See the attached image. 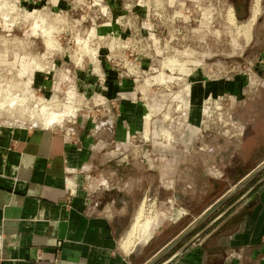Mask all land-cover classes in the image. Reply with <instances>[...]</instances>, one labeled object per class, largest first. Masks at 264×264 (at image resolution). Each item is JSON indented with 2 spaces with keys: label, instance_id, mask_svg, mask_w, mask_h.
<instances>
[{
  "label": "rangeland",
  "instance_id": "374dc122",
  "mask_svg": "<svg viewBox=\"0 0 264 264\" xmlns=\"http://www.w3.org/2000/svg\"><path fill=\"white\" fill-rule=\"evenodd\" d=\"M254 1L0 0V124L63 122L71 136L114 140L82 171L90 199L133 187L120 237L143 202V225L158 219L154 236H175L216 198L215 177L242 174L264 152V0L251 31L241 26ZM126 79L148 124L123 118Z\"/></svg>",
  "mask_w": 264,
  "mask_h": 264
},
{
  "label": "crops",
  "instance_id": "0c3cea01",
  "mask_svg": "<svg viewBox=\"0 0 264 264\" xmlns=\"http://www.w3.org/2000/svg\"><path fill=\"white\" fill-rule=\"evenodd\" d=\"M230 12L235 18L233 10ZM124 81L125 90L120 87L117 91L127 103L124 107L126 103L121 102L123 118L135 119L139 115L140 123L145 117L148 124L149 106L141 97L137 102L132 95V81ZM221 89L228 90V85ZM62 124H0V264H143L174 236L164 240L161 235L154 236L160 226L158 219L143 225L147 220L144 218L137 226L133 245L128 251L123 250L121 243L134 221L132 219L126 235L120 237L131 211L132 193L129 192L133 187H125L124 196L110 191L112 198L102 204L90 199L82 174L90 167L97 153L95 149H109L115 141L103 138L97 141L98 136L90 141L91 135L78 129L71 136L73 127L66 128ZM122 124L119 132L130 133ZM190 156L197 167L196 158L200 156ZM263 160L264 152L242 174L215 177L219 179L210 183V189L219 192L205 209L239 184ZM263 177L264 171L209 219L237 202ZM150 228L151 240L138 247L142 242L139 240L148 241L144 236H148ZM169 264H264V179Z\"/></svg>",
  "mask_w": 264,
  "mask_h": 264
},
{
  "label": "water",
  "instance_id": "95a60500",
  "mask_svg": "<svg viewBox=\"0 0 264 264\" xmlns=\"http://www.w3.org/2000/svg\"><path fill=\"white\" fill-rule=\"evenodd\" d=\"M249 15V14H248ZM264 171V160L259 163L251 172L247 173L244 179L237 185H235L230 191L221 196L214 204L205 209L199 216H197L190 224H188L183 230L175 235L170 241H168L161 249L155 252L146 262L143 264H156L163 257H165L174 247L181 243L186 237L193 231L199 228L204 222H206L226 201H228L233 195H235L240 189H242L247 183H249L255 176ZM261 178L253 187L249 189L240 199L231 205L229 208L220 213L217 217L210 220L200 231L193 235L188 241H186L177 251H175L169 258L164 260L161 264H169L179 255H181L192 243L198 240L205 232H207L218 220H220L229 210H231L237 203L244 199L247 194L262 180Z\"/></svg>",
  "mask_w": 264,
  "mask_h": 264
},
{
  "label": "bare ground",
  "instance_id": "6f19581e",
  "mask_svg": "<svg viewBox=\"0 0 264 264\" xmlns=\"http://www.w3.org/2000/svg\"><path fill=\"white\" fill-rule=\"evenodd\" d=\"M260 2H261V0H255L254 1L251 16H250L248 22L244 23V25L242 26L243 29L245 28V30L247 32L251 31V27H252L253 23L255 22L256 18L258 17V15L260 13ZM231 17L234 18L233 13H231ZM75 111H76V109H75ZM74 112H72V113L74 114ZM57 119H58V116L55 115L49 119H46V123L54 122ZM145 216H146V206H145V203L143 202V203H141L139 210L135 214L131 229L128 231L127 235L125 236V238L123 239V241L121 243L123 250L128 251L130 249V247L133 245V237H134V234L136 232L137 226L140 224V222L142 220H144Z\"/></svg>",
  "mask_w": 264,
  "mask_h": 264
},
{
  "label": "flooded vegetation",
  "instance_id": "af4514ba",
  "mask_svg": "<svg viewBox=\"0 0 264 264\" xmlns=\"http://www.w3.org/2000/svg\"><path fill=\"white\" fill-rule=\"evenodd\" d=\"M237 10L239 11V10H241L242 9V6L241 5H237Z\"/></svg>",
  "mask_w": 264,
  "mask_h": 264
}]
</instances>
